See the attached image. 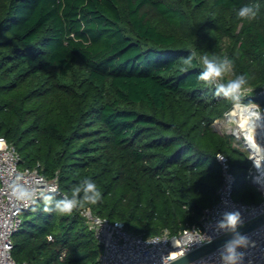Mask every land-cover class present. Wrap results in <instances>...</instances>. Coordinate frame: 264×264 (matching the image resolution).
Wrapping results in <instances>:
<instances>
[{"label": "trees", "instance_id": "trees-1", "mask_svg": "<svg viewBox=\"0 0 264 264\" xmlns=\"http://www.w3.org/2000/svg\"><path fill=\"white\" fill-rule=\"evenodd\" d=\"M245 5L255 19L238 18ZM205 53L231 59L225 81L245 75L242 99L264 107V0H0V135L69 195L90 178L102 198L88 205L133 232L198 221L217 199L220 152L235 196L260 201L247 151L213 124L234 102L198 79ZM45 207L22 212L15 259L100 264L79 209Z\"/></svg>", "mask_w": 264, "mask_h": 264}, {"label": "built area", "instance_id": "built-area-1", "mask_svg": "<svg viewBox=\"0 0 264 264\" xmlns=\"http://www.w3.org/2000/svg\"><path fill=\"white\" fill-rule=\"evenodd\" d=\"M251 91V86H245L242 96ZM235 109L239 113L231 115ZM224 115L234 124L217 125L222 133L233 136L247 151L251 159L249 178L257 185L262 199L247 202L234 197L236 174L229 157L220 152L217 157L222 179L217 199L203 208L198 221L185 225L178 233L171 234L168 230L152 234L133 232L125 226L124 221L111 220L95 212L89 205L79 208L101 245L100 264H167L180 255L229 234L218 226L225 212L240 214L241 225L238 229L264 214V107L258 101L241 98ZM215 121L219 123L218 118ZM21 161V154L15 145L0 135V264H29L16 260L12 254L13 234L21 226L24 210L51 189H55L62 198L70 196L60 189L57 176L48 177L40 170V163L22 166ZM241 235L248 238V245L238 249L244 253L241 264H264V221ZM49 238H52L51 234ZM225 243L187 264H220V249Z\"/></svg>", "mask_w": 264, "mask_h": 264}, {"label": "clouds", "instance_id": "clouds-1", "mask_svg": "<svg viewBox=\"0 0 264 264\" xmlns=\"http://www.w3.org/2000/svg\"><path fill=\"white\" fill-rule=\"evenodd\" d=\"M259 11L258 5H245L239 8L238 18L242 20H253ZM195 53L190 54L184 61V65L192 66ZM203 70L198 79L208 85L215 87V95L238 103L242 98V92L247 84L245 75H235L234 78L225 81V76L233 72V61L228 57H218L205 53L200 57ZM186 70V69H185ZM55 189L49 190L43 195L46 205L45 211H55L59 214H71L74 210L83 208L85 205L97 204L102 193L97 185L90 178H84L71 190L70 196L56 199ZM241 225V217L238 212H225L219 222V228L226 233L232 234V239L228 240L220 249V264H241L244 253L238 249L248 245V238L241 235L237 229ZM210 242V241H209Z\"/></svg>", "mask_w": 264, "mask_h": 264}, {"label": "water", "instance_id": "water-1", "mask_svg": "<svg viewBox=\"0 0 264 264\" xmlns=\"http://www.w3.org/2000/svg\"><path fill=\"white\" fill-rule=\"evenodd\" d=\"M262 221H264V214L258 216L255 220H253L252 222L246 223L244 224L241 228H239L237 231L241 234L244 233L248 230H250L251 228L255 227L256 225H258L259 223H261ZM232 239V234L229 233L227 235H224L222 237L216 238L214 240H211L210 242H207L183 255L178 256L175 259H172L171 261H169L167 264H187L190 261L198 258L199 256L211 251L212 249H214L215 247L225 243L228 240Z\"/></svg>", "mask_w": 264, "mask_h": 264}, {"label": "rangeland", "instance_id": "rangeland-1", "mask_svg": "<svg viewBox=\"0 0 264 264\" xmlns=\"http://www.w3.org/2000/svg\"><path fill=\"white\" fill-rule=\"evenodd\" d=\"M226 117V115H222L221 117H219L218 118V121H219V123L217 122V121H214V123L213 124H215L214 126H215V128L217 129H219L220 127L217 125V124H227V123H229V122H231V124H234V121H228V119H226L225 118ZM220 130V129H219ZM224 134H226V133H224ZM229 135V134H228ZM230 137H231V139H232V142H233V144L235 145V146H238V147H240V148H244L243 146H242V144L237 140V139H235L233 136H231L230 135ZM22 166H23V164H22ZM237 192H238V188H237V190H236ZM234 197L236 198V199H238L236 196H235V194H234Z\"/></svg>", "mask_w": 264, "mask_h": 264}, {"label": "bare ground", "instance_id": "bare-ground-1", "mask_svg": "<svg viewBox=\"0 0 264 264\" xmlns=\"http://www.w3.org/2000/svg\"><path fill=\"white\" fill-rule=\"evenodd\" d=\"M238 113H239V111L237 109H235V110H232L230 114L233 115V114H238Z\"/></svg>", "mask_w": 264, "mask_h": 264}, {"label": "crops", "instance_id": "crops-1", "mask_svg": "<svg viewBox=\"0 0 264 264\" xmlns=\"http://www.w3.org/2000/svg\"><path fill=\"white\" fill-rule=\"evenodd\" d=\"M215 125V124H214ZM218 129V128H217ZM219 130V129H218ZM220 131V130H219ZM221 132V131H220Z\"/></svg>", "mask_w": 264, "mask_h": 264}]
</instances>
